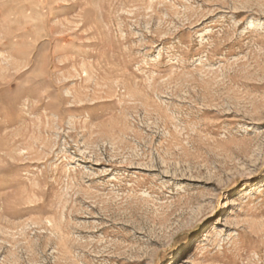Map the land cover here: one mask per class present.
<instances>
[{
  "label": "rangeland",
  "instance_id": "obj_1",
  "mask_svg": "<svg viewBox=\"0 0 264 264\" xmlns=\"http://www.w3.org/2000/svg\"><path fill=\"white\" fill-rule=\"evenodd\" d=\"M0 264H264V0H0Z\"/></svg>",
  "mask_w": 264,
  "mask_h": 264
},
{
  "label": "bare ground",
  "instance_id": "obj_2",
  "mask_svg": "<svg viewBox=\"0 0 264 264\" xmlns=\"http://www.w3.org/2000/svg\"><path fill=\"white\" fill-rule=\"evenodd\" d=\"M215 231V230H214ZM194 259V258H193ZM192 260H191V258H188L187 260H186V263H188V262H191Z\"/></svg>",
  "mask_w": 264,
  "mask_h": 264
}]
</instances>
